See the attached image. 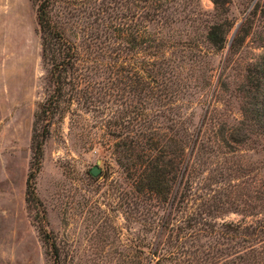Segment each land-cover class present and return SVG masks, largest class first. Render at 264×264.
I'll return each instance as SVG.
<instances>
[{"label": "trees", "instance_id": "trees-1", "mask_svg": "<svg viewBox=\"0 0 264 264\" xmlns=\"http://www.w3.org/2000/svg\"><path fill=\"white\" fill-rule=\"evenodd\" d=\"M54 1L36 0L47 89L33 117L24 198L39 215L35 223L43 246L55 249L35 193V177L49 127L75 103L98 117L96 128L113 129L106 133L118 138L112 146L114 160L129 180L132 209L143 228L140 214L149 220L145 227L151 234L149 263L167 259L173 264H264V178L252 174L247 163L229 159L264 138V52L246 65L235 86L240 110L235 123L227 124L205 111L200 125L191 127V117L183 111L184 97L195 92L207 55L224 46L230 26L216 13L225 0H211L213 13L202 19V48L194 38L171 41L162 32L169 24L182 19L190 23L205 14L199 6L191 8L190 0H130V8L125 6L133 20L125 38L129 46L116 41L121 29L115 22L121 16L114 11L111 43L116 47L107 40L109 50L99 58L88 50L90 44L82 48L66 36L53 18ZM260 13L264 20V0ZM239 41L237 33L231 47ZM125 49H130L129 56ZM126 83L130 109L103 119L105 97L119 95ZM114 127L130 129L122 133ZM210 160L216 167L207 170ZM220 184L223 187L216 190L214 186ZM228 212L240 218L223 220Z\"/></svg>", "mask_w": 264, "mask_h": 264}, {"label": "rangeland", "instance_id": "rangeland-1", "mask_svg": "<svg viewBox=\"0 0 264 264\" xmlns=\"http://www.w3.org/2000/svg\"><path fill=\"white\" fill-rule=\"evenodd\" d=\"M114 1L55 0L51 12L68 38L82 48L90 44L88 50L99 58V54L108 52L107 42H112L114 11L121 16L115 22L121 29L116 41L119 46H129L125 38L133 20L125 6L130 8V0H117V8ZM261 3L262 0H225L218 8L216 15L225 18L230 27L223 48L207 55L208 63L193 87L195 92L184 97L183 111L190 115L191 127L200 125L205 111L227 124L239 119L235 86L246 65L264 52ZM190 4L191 8L199 6L205 14L197 15L190 23L182 19L169 24L162 32L171 41L194 38L202 48V19L213 13V3L190 0ZM35 8L36 0H0V264H49L51 260L58 264H173L167 259L148 262L151 234L145 227L149 220L140 214L143 228L132 209L129 180L114 160L112 146L118 138L106 133L113 129L96 128L98 117L75 103L70 112L54 120L43 144L35 193L44 208L54 251L40 241L35 223L39 215L35 216L33 207L28 208L24 199L33 117L47 89ZM102 8L108 12L103 13ZM237 33L240 43L234 48L231 44ZM129 50H124L128 56ZM121 86L123 92L119 95L105 97L103 119L130 109L127 83ZM129 129L114 127L122 133ZM229 159L241 165L247 163L252 174L264 178V138H257ZM94 165L99 171L92 176L89 169ZM213 167L216 164L210 160L207 170ZM222 187L223 184L214 186L216 190ZM221 217L226 221L240 218L232 212Z\"/></svg>", "mask_w": 264, "mask_h": 264}, {"label": "water", "instance_id": "water-1", "mask_svg": "<svg viewBox=\"0 0 264 264\" xmlns=\"http://www.w3.org/2000/svg\"><path fill=\"white\" fill-rule=\"evenodd\" d=\"M98 171H99V170H98V168H97L96 165L92 166V167L89 169V173H90L92 176L97 175Z\"/></svg>", "mask_w": 264, "mask_h": 264}]
</instances>
